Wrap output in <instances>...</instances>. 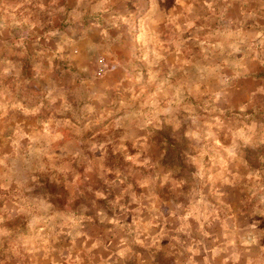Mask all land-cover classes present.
<instances>
[{
    "label": "rangeland",
    "instance_id": "374dc122",
    "mask_svg": "<svg viewBox=\"0 0 264 264\" xmlns=\"http://www.w3.org/2000/svg\"><path fill=\"white\" fill-rule=\"evenodd\" d=\"M0 264H264V0H0Z\"/></svg>",
    "mask_w": 264,
    "mask_h": 264
}]
</instances>
